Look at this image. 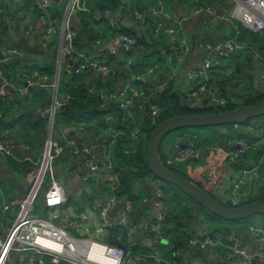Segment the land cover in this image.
I'll list each match as a JSON object with an SVG mask.
<instances>
[{
    "label": "built area",
    "instance_id": "2783aa9c",
    "mask_svg": "<svg viewBox=\"0 0 264 264\" xmlns=\"http://www.w3.org/2000/svg\"><path fill=\"white\" fill-rule=\"evenodd\" d=\"M141 1L146 6V11L141 13L132 10L134 20L141 24L148 20L152 39L157 40L164 36L173 55L180 58L187 55L189 45L181 31V21L166 13L160 0ZM29 2L36 11L37 20L42 26L44 34H53L56 27L58 28L59 45L54 75L52 78L43 76L37 83L27 78L23 83L22 81L21 83L12 82L4 74L3 64L8 61L10 55L18 53L13 50L0 51V101L9 102L12 99H22L27 96L28 88L33 85L47 92L50 101L44 110V116L47 121L49 138L45 140L41 161L34 162L24 153L26 148L18 145L14 140L12 131L3 130L0 132V162L3 163L9 159L14 163L30 165V169L22 176L23 196L6 202L3 189L0 186V214L9 210L16 211L12 225L4 234L0 235V264H11L10 259L14 254H22L27 251L48 258L49 264H264V229L260 224H237L236 229L233 228L236 230L234 231L235 236L230 233L227 227L223 226L222 230L224 228L228 230V234L223 236L221 233L211 235V228L206 220L198 223L197 229L187 239L186 245L190 248V252H175V255L180 258L179 261L163 257L157 247L164 239L162 231L169 210L165 207L162 184H156L152 190L151 218L142 217L137 223L138 227L130 224L131 204L129 202L119 204L118 214L114 220L107 219L109 211L117 202L114 192L118 185V172L113 170L111 146L115 138L121 135V132L111 127L113 120L109 116L103 118L107 123L104 133L110 136V141L105 142L107 143L105 146L102 143L98 146L97 142H93L94 140H90L87 145L83 141L77 142L73 138L64 136L60 138L61 141L54 140L51 129L54 114L64 107L69 99L67 94L57 92L58 70L63 58H67L68 61L70 59L69 69L73 76L88 73L102 78L107 75L114 77V72L98 60V56L76 51L72 46L74 33L69 28V17L72 13L88 11L85 0H67L60 23L54 18L51 11L52 0H29ZM93 17L95 21L105 20L110 28L114 27V21H116L114 13L108 9L94 14ZM192 17H200V25L206 29L214 28L221 21L230 22V24L237 22L239 27L245 30L264 34V0H234L232 9L224 18H218L205 7L194 10ZM29 31L27 29L25 33ZM237 35V26L232 24L233 37L213 44L199 41L195 44L203 52V57L199 67L181 76L191 84V87L182 94L184 105L193 108L196 104L202 103L204 108L210 109L222 108L226 105V101L218 96V88L210 75L212 69L222 64L230 55L243 52L245 47L235 41ZM135 43V39L131 36L114 34L110 38L105 53L107 56L119 58L128 53ZM165 60L169 80L176 73L175 69L178 66L172 64L169 56ZM123 70L126 71L125 81L123 80L121 88H118L114 93L117 97V107L122 112L121 121L126 122L130 119L131 109L134 107L133 100L141 99V102L146 105L141 117L142 121L153 124L158 108L155 104L148 103L147 97L139 93L133 84L143 83L153 78L156 66H149L139 73H131L128 65L125 64ZM255 75L253 89L260 95L264 93V57L262 66L255 71ZM164 85L163 83L157 84L151 93H159ZM89 92L92 93V90ZM114 95L98 93L99 98H112ZM137 108L140 110L141 106ZM230 127L229 134L232 136L224 140L226 152L223 153L222 160L214 165L210 172H205L201 180L207 185L213 184L220 165L232 164L250 153L253 154L252 166L248 170L236 172L233 182L227 189V205L237 208L238 189L244 184L247 177L258 178L260 176V166L264 162V128L254 129L252 125L241 127L235 124ZM75 132L85 138L90 137L82 125H78ZM129 138L131 144L124 149V154L135 152L140 141L139 130L137 128L131 130ZM180 146L174 145L173 151L166 154L163 161L165 166L197 161L201 158L200 148L195 146L190 137L184 138L182 146ZM64 151L70 157L80 160L81 166L85 169L84 181L96 176L99 168L109 177L107 194L90 206L91 211L96 213L100 220L99 226L90 230L92 239L84 236L73 237L65 229L49 221L47 217L31 215L32 202L37 198L42 187H45L41 194L44 208L55 209L64 203L62 184L54 180L51 168V163ZM96 151L100 154L99 161L94 157ZM78 172L80 169L76 168L74 173ZM260 191L264 194V177ZM112 227L119 228L121 232L115 236L116 244L108 245L101 241V232ZM133 235L142 238L140 252L134 253L137 245L131 242ZM195 251H198L200 256L194 257ZM203 252L212 254L213 259L203 256Z\"/></svg>",
    "mask_w": 264,
    "mask_h": 264
},
{
    "label": "trees",
    "instance_id": "16d2710c",
    "mask_svg": "<svg viewBox=\"0 0 264 264\" xmlns=\"http://www.w3.org/2000/svg\"><path fill=\"white\" fill-rule=\"evenodd\" d=\"M29 1V0H27ZM86 6L88 7V12H77L80 15H85L88 19L91 18L94 20V14L101 13L104 9L112 11L120 6L122 10H127L128 14L132 16V10H137L138 12L145 13L146 7L142 6L140 0H85ZM127 1V4L124 3ZM219 0H199L204 2L205 8H208L209 5L218 2ZM127 6V8H126ZM228 9V7H225ZM95 11V12H94ZM94 12V13H93ZM53 16L56 14L53 13ZM84 26H87L85 18ZM114 27L110 28L104 21H99L106 26L110 35L114 34H124L131 36L135 39L136 43L131 48V50L121 55L119 58H114L107 56L105 57L98 56V60L102 61L108 68L114 71V77L110 75L104 76L103 78L99 76L97 80H90L87 76L88 73L82 74L80 76H73L70 71L58 73L57 81V92L59 94H67L69 99L64 107L58 110L54 114L52 131H57L56 136L57 140L61 141V137L71 138L69 135L75 134V128L78 125H82L86 132L90 134L88 140H94L97 142L98 146L103 142L101 137L106 136L104 142L110 141V136L106 133L103 134L104 129L107 127V123L104 122V117L109 116L113 120L112 128L119 130L121 135L117 136L111 146L112 152V161H113V170L118 172V185L114 192L116 199L120 202H129L131 206L135 207L138 204L139 198L143 195H148L150 187L146 185L147 180L153 179L156 180L149 172L147 166V140L150 132L161 122L173 117V116H183V115H204V114H214V113H223L227 111L235 110L238 107L245 106L251 107L257 103H260L264 100V93L258 95L254 92V89L251 87V84L243 90V94L233 101L231 97L225 91V84H230L235 81L246 82V78L252 81V71L254 72L255 67L261 65L262 58L264 57V34L253 33L248 30L239 29L238 35L235 38V41L245 47L242 53H234V59L237 61L232 65V76L229 79H224V81L217 82L218 87V96L223 98L226 101V105L223 106L220 110H215L212 112H199L196 109H185L183 107V95L178 90L173 91L171 89V83L167 79V74L162 76V74L146 80L145 82H137L133 84V87L141 93L143 96L147 97L148 103L155 104L158 108L157 117L153 124L142 121V116L144 114V107L146 106L141 102V99L133 100V109H131V117L126 122H122V112L118 109V102L113 98H99V94H111L114 95L115 89L118 88V85L123 84V80L126 77V71L124 65L127 64L131 73L142 72L145 68L149 66H155L160 64L165 60L162 56L170 54V47L165 43L162 44L158 41H155L152 38H148L146 41L140 36H135L132 32L128 30L120 29L114 21ZM86 39L90 44H93L95 37L91 36L90 31H85ZM233 37V36H232ZM158 40V39H157ZM2 44H0L1 46ZM72 46L74 50L86 53L83 50V45L81 42L73 38ZM156 46H159L163 49V53L159 54V51L155 49ZM85 47V46H84ZM7 50V47L3 48ZM141 49V50H139ZM140 51L142 52L140 54ZM148 52V53H147ZM141 55L137 58V61L132 57L134 54ZM147 53V54H146ZM87 54V53H86ZM159 57V59L157 58ZM155 58V60H153ZM232 58V59H233ZM233 63V62H232ZM19 66V69L25 68L29 73L36 72L38 78L45 76L51 78L53 75L52 63L47 65L44 69L36 67L34 64L27 63L26 61L14 60L12 63H8L4 66V74L7 76H13V70ZM161 69V68H160ZM12 71V73L10 71ZM10 72V75H8ZM243 72V73H242ZM128 76V75H127ZM172 79V78H171ZM169 79V80H171ZM91 82L89 86L87 82ZM125 81V80H124ZM165 84L164 88L159 93L152 94V90L157 84ZM92 90V93L89 92ZM50 96L47 92L39 89L37 86H31L28 88L27 96L22 99H16L14 102H2L0 101V130L6 129L13 132V137L15 140L24 146H27L31 151L36 149H41L47 128V121L45 117L38 116L34 110L36 105L45 107L48 104ZM141 106L139 110L137 107ZM212 109V108H211ZM205 110V109H204ZM210 110V109H209ZM254 122V127L264 128V116L258 117L247 121L245 124H250ZM224 127V126H221ZM221 127H215L220 129ZM226 127V126H225ZM230 127V126H228ZM137 128L140 134V141L136 146L134 153L124 154L123 151L130 144L129 132ZM214 128V127H212ZM208 128H192V129H181L176 130L172 133H169L163 137L160 141L158 147V159L160 165L177 176L188 180L185 174L182 171V164H172L165 166L163 161L166 156L163 148L164 144H171L174 142L175 138L182 137L189 138L194 141V144L197 147H200L201 143L209 144L212 142H222L228 136L223 134H213L203 138L199 134V130H204L207 132L216 130ZM231 128V127H230ZM216 138L210 140V138ZM207 138V139H206ZM244 138V137H243ZM83 141H85L83 139ZM107 144V143H105ZM67 152H63L61 156L58 157V161L65 162L67 159ZM5 164L15 173L20 172L24 174L27 170L30 169L28 163H14L11 160L7 159ZM162 192L165 195H168L169 189L174 188L169 184L161 182ZM196 186V185H195ZM198 187V186H196ZM199 188V187H198ZM175 189V188H174ZM176 190V189H175ZM178 193L179 191L176 190ZM181 194V193H180ZM207 194V193H206ZM182 195V194H181ZM185 197V196H184ZM174 201L170 204L169 211H167V219L163 226V235L167 239V245L162 249L163 257L179 261L180 258L175 255V252H185V239L188 237V228L191 226L195 220V215L189 210L186 205L181 204L177 201V198H173ZM186 199L193 203L190 199ZM68 201V200H67ZM62 206V208L67 207L68 202ZM251 202H264V194H261L255 199L247 200L244 205ZM198 206V205H196ZM226 208L233 209L230 206L222 205ZM199 207V206H198ZM241 207V206H238ZM40 212L42 216H45L46 209H41ZM217 221H222L215 216H212ZM252 220L254 224H260L264 229V214L254 215L247 219H237L228 221V225L231 224H241L246 223L247 221ZM225 222V221H224ZM222 225L217 224L216 222L210 223L211 235H217L221 233L225 235L228 233V230L224 228L222 230ZM187 229V230H186ZM108 237L105 240V243L108 245H115L114 238L119 233V230L115 227L107 229ZM172 246V247H170ZM141 250H139L140 252ZM134 253L136 251L134 250ZM42 264H49L48 258L42 257Z\"/></svg>",
    "mask_w": 264,
    "mask_h": 264
},
{
    "label": "crops",
    "instance_id": "0c3cea01",
    "mask_svg": "<svg viewBox=\"0 0 264 264\" xmlns=\"http://www.w3.org/2000/svg\"><path fill=\"white\" fill-rule=\"evenodd\" d=\"M167 1L168 3L171 4L169 6L171 11L169 9L166 11L165 9L166 13L171 14L174 18L181 21V31L189 44V52L187 55L180 58L181 60L180 62L178 60L179 59L178 56L173 55L171 52L170 54L162 56L164 59H166L167 56L169 57L173 56L174 57L173 60L177 59V63L179 62L178 68L175 69L176 73L172 75L171 77L172 79L170 78L171 80L168 81L171 83V89L173 91L178 90L179 92H181L182 82L185 80L181 76H183V74H185L186 72L192 71L197 67H199L201 63V59L203 57V52L199 48H197L195 44L198 41L205 43L208 42L210 44L225 41L226 39L232 36V24L237 26L238 32L241 27H239L237 22H232V24H230V22L221 21L218 24H216L214 28L211 29L203 28L199 22L200 17L198 18L192 17L193 11L199 8V7L197 8L193 7L195 0H186L187 2H189V5L191 6L190 14L188 13L189 10L187 9V6L181 5V3L184 2L185 0H164V5H167ZM233 1L234 0H219L216 3L209 5L208 9L212 14L218 16V18L220 17L224 18L229 14L230 10L232 9ZM66 2L67 0H57L56 2L52 1L51 11L54 14H56V16H58V17L54 16V18H56L57 21L59 20V23L61 22V19L63 17L64 6ZM140 2L142 6H145L141 0ZM124 3L127 4V1H124ZM225 7H228V9H225ZM127 10L126 11L122 10L120 6H117L113 10L118 27L120 29H124V30H128L129 32H132L135 36L141 35L145 41L148 38H151L149 32L150 30L149 21L146 20L144 23L141 24L136 20H134V18H132L131 15L128 14ZM83 18H85L86 20L85 22L87 23V26H84V21L82 20ZM99 21L105 22V20L102 19H99L98 21L94 22L91 20V18L88 19L85 15L72 13L69 17V28L71 29V31H73L75 38H77L81 42V44L83 45V50L86 51L88 55H93V56L100 55V57L102 56L105 57L106 54L105 52L106 49L108 48V43L110 41L111 35L107 30L106 26L102 23H99ZM27 29H29L30 31L28 33H25ZM88 30L90 31L91 36L95 37L93 44H90L86 39L85 31ZM155 41H158L157 43H159V45L160 42L162 44L165 43L167 44V39L164 36L159 37L158 40ZM0 44H2L0 46V51L13 50L18 53V54L10 55L8 61L5 64H3V68L6 64L12 63L14 60L26 61L27 63L34 64L36 67L41 69H44L47 65H50L52 63V68L54 73L55 60L57 56V47L59 45L58 28L56 27L55 33L53 34H49V35L44 34L42 30V26L39 24L37 20L36 11L32 8L29 1L0 0ZM5 47H7V50L3 49ZM155 49L159 51V54L163 53V49H161L159 46H156ZM141 53L142 52L140 51V54ZM140 56L141 55L135 53L132 58L135 59V61H137V58ZM233 57H235L234 54L230 55V57L226 59L224 62H222V64L215 66L212 69L210 76L212 81L216 84V86H217V82L220 81L225 82L226 80L224 79L230 80L233 73L232 65L237 61V59H234ZM69 61L67 58H63L61 60L58 73L70 71ZM155 66H156V70L154 72L153 78H155V76H158L160 74H162V76L167 74V67L165 68V70H161L160 64H156ZM261 66L262 63L259 66L254 65L255 67L254 70L256 71ZM24 69L25 68L19 69L18 66L16 69L13 70V76L11 77L7 75L6 76L7 78H9L10 81L18 82V83H21V81L23 83L25 78H27L30 81H34L35 83H37L38 80L41 81L40 80L41 77L38 78V74L36 72L29 73L28 70H24ZM10 72L12 73V71ZM10 72H8V75H10ZM87 76L92 81L97 80L99 78V76L95 74H88ZM92 81L91 82L86 81L87 85L89 86V84H91ZM235 81H233L230 84H225L226 85L225 91L233 101L238 100V98L237 99L234 98L242 95L243 90L247 87V85H245L241 81H237L236 84L234 85ZM185 85H186V90H188L191 87V84L188 82H186ZM118 88H121V84L118 85ZM118 88L115 89V92H117ZM112 98L115 100L117 99L116 95H114V97ZM9 101L14 102L15 100L12 99ZM49 101L50 100H48V104L45 107L36 105L34 112L40 117H45L44 110L49 105ZM247 125H252L253 127L256 126L254 125V122H251L250 124ZM239 126L244 127L246 126V124ZM230 129L231 128L229 127V130L226 132H221L220 130L217 132H213V131L205 132V136H203V138L212 135V133L230 135L229 134ZM3 130L1 129L0 132ZM52 133L53 132L51 129V134ZM103 134H105L104 131ZM46 135H47V128H46ZM46 135L41 149H35L33 151H31L27 146L19 144L15 140V138L14 140L17 142L18 145L24 146L26 148V151L24 153L27 156H29L31 161L40 162L42 158L45 140L47 138ZM69 137L73 138L77 142H82L84 139L85 141L83 142H85L87 145L90 143L91 140L90 139L87 141V138H85V136L83 137L82 135L76 132L75 134L73 133L72 135H69ZM101 138H102L101 141H103L102 144L105 146L106 144L104 141L106 140V136ZM213 139L216 138L213 137L210 138V140ZM182 140H184L182 137H178L174 139L173 143L164 144L162 149L164 150L165 154L172 152L174 145L182 146ZM200 146L202 148L200 147L198 148H200L201 150V158L197 161H189V164L183 165L182 171L184 172L185 176L188 178L190 183L198 186L199 189L207 193L213 200L215 199L214 202L222 205L224 204L223 199L225 198L227 200L228 198L227 189L233 182L235 173L241 170H248L252 166L253 154L250 153L242 157L241 160L235 161L232 164L220 165L216 173L215 182L213 184L207 185L204 181L201 180L202 175L205 172H210L212 167L222 160L223 153L226 152V149L224 147V141L212 142L206 145L204 143H201ZM20 154H22L21 151ZM94 157L97 161H99L100 154L98 153V151L94 153ZM55 160L58 161V158ZM59 163L60 164L58 166L61 169L55 170V174H58V177H60L58 182L62 184L64 190V203L58 208L48 210L42 206V196L39 197L38 194L37 210L42 211L41 209L43 208L46 209V212L50 214L51 218H54L53 220L58 221L57 223L58 226L65 229L69 235L77 238L84 236L92 239V236L90 235V230L98 227L100 220L97 217V214L91 211L90 206L92 205L93 202H98L100 199H102L104 195L107 194L109 177L101 168H99L98 172L96 173V176L90 178L88 181H84L83 177L85 175V169L81 166L79 159L67 155L66 161L65 162L59 161ZM76 168H79L80 172L74 173V170ZM24 174L20 172L15 173L6 166L5 161L4 163L0 162V186L3 189L4 199L6 202H10L11 200H14L16 197L24 195L23 184L21 185L22 176ZM263 177H264V162L260 166V176L258 178L247 177L244 184L238 189L239 200L245 202L247 200L255 199L261 194H263L260 191L261 183L263 182ZM156 184H161V183L158 182L157 180H153L149 178L146 182V185L150 187L148 195L146 194L141 196L139 198L138 204L135 207L130 205L131 211L129 215V221L131 226L136 225L138 227L139 224L137 223L142 217L151 218L152 190L153 187L156 186ZM164 198H165V207L166 209L169 210L170 204L174 201L173 199L174 195L172 194L170 189L168 195L164 194ZM66 201L68 202L67 204L68 206L62 208V206L66 203ZM177 201L183 204L180 198H178ZM121 203H123V201L120 202L117 200L116 204L109 211L107 219L114 220L117 217L119 204ZM116 205L117 208H115ZM9 211L13 212L15 210H9ZM38 216L45 218L47 217V216H42L41 213ZM9 218H11V224L8 227L2 228L0 235L4 234L10 228V226L12 225L15 219V218L12 219L11 215ZM195 221L198 222L196 219ZM197 225L198 223H195L194 225H191L188 228L189 235L185 239V250L188 252H190V248H188L186 242L187 239L192 235V233L197 229ZM117 229L119 230L120 233L121 230L119 228ZM107 237H108V231L103 230V232H101V241L105 243ZM131 242L137 245L135 251L139 252V250H141L140 246L142 243V238H140L138 235H133L131 238ZM166 245H167V239L164 237V239L157 247V250L162 255H163L162 249L166 247ZM42 257L38 256L33 252L27 251L22 254H14L10 259V262L11 264H42ZM194 257H198V256H194Z\"/></svg>",
    "mask_w": 264,
    "mask_h": 264
},
{
    "label": "water",
    "instance_id": "95a60500",
    "mask_svg": "<svg viewBox=\"0 0 264 264\" xmlns=\"http://www.w3.org/2000/svg\"><path fill=\"white\" fill-rule=\"evenodd\" d=\"M56 2L57 0H52ZM184 103V101H183ZM185 109L188 107L183 105ZM202 112L204 105L202 103L196 104L195 107L189 108ZM221 109V108H216ZM264 116V100L251 107L241 106L232 111L204 115H183L173 116L159 125H157L149 134L147 140V166L150 174L158 181L169 184L178 190L183 196L190 199L193 203L205 209L208 213L215 216L222 221H232L247 219L254 215L264 214V202H251L241 207L229 209L216 202L204 191L190 183L189 181L172 174L164 169L158 159V147L163 137L169 133L181 129L192 128H208L221 127L230 125H243L247 121ZM47 139L49 135H46ZM117 208V205L115 206ZM200 253L196 251L194 256H199ZM203 256L213 259V255L204 252ZM217 261V260H216Z\"/></svg>",
    "mask_w": 264,
    "mask_h": 264
},
{
    "label": "rangeland",
    "instance_id": "374dc122",
    "mask_svg": "<svg viewBox=\"0 0 264 264\" xmlns=\"http://www.w3.org/2000/svg\"><path fill=\"white\" fill-rule=\"evenodd\" d=\"M160 2H161V5H162V7L164 8V9H166V11L169 9L170 10V3H168V1H167V5H164V0H160ZM181 5H184V6H187V9L189 10L188 11V13L190 14L191 13V6L189 5V2H187L186 0L184 1V2H182L181 3ZM203 6H205V4H204V2H201V4H200V2H199V0H195L194 1V8H197V7H203ZM171 11V10H170ZM204 43V42H203ZM189 45V44H188ZM171 57V60H172V64L174 65V66H178V64H179V62L181 61L180 60V57L178 56V60H179V62L177 63V59H174L173 60V56H170ZM158 59H159V57H157ZM153 60H155V58H153ZM176 61V62H175ZM167 66H166V60H165V62L163 61V63L161 62L160 63V68H161V70H165V68H166ZM254 72H252V81L250 80V82H249V80L246 78V82L244 83V84H247V85H249V84H251V87H253V84H254V80H255V78H256V75H255V73L253 74ZM186 82H185V80L182 82V86H181V94H183L185 91H186ZM183 85H185V86H183ZM188 103H190L189 101H187ZM188 108H190V106H188ZM210 108H206L205 110H203L202 112H212V111H217V110H220V109H210ZM212 129H214V130H216V132L217 131H221V132H226V131H228L229 130V127L228 126H224V127H221L220 129H218L217 130V128H212ZM53 132V131H52ZM199 132V134L200 135H202V136H205V132H207V130L206 131H204V130H199L198 131ZM55 133H57V131L56 130H54V133H52V138L54 139V140H57V136H56V134ZM34 149H36V148H34ZM40 151V150H39ZM39 159V158H38ZM37 159V160H38ZM4 163V162H3ZM60 163H59V161H57V160H54L52 163H51V168H52V172H53V178H54V180H56V181H58L59 179H60V177H58V174H55V170H57V169H61L58 165H59ZM185 164H189V162H186V163H184L183 165H185ZM184 173V172H183ZM22 181V180H21ZM18 183H20V182H18ZM21 185H22V182H21ZM20 185V186H21ZM20 190H21V188H20ZM44 190H45V187H42L41 188V190L39 191V197L41 196V194L44 192ZM171 190V192H172V194L174 195V197L176 198L177 197V199L178 198H180V200H181V202L184 204L185 203V205H186V207L189 209V210H191L192 211V213L195 215V219L198 221V222H196L195 220H194V222H193V224L192 225H194L195 223H200V222H202L203 220H206L207 221V223H208V225H209V227H210V223H214V222H216L217 224H219V225H222V226H227V228H228V230L230 231V233L232 234V235H234L235 236V232L234 231H236V230H233V228L234 229H236V225L237 224H231V225H228V223H226L227 221H217L216 219H214L212 216L213 215H211L210 213H208L205 209H203V208H201L200 206L198 207V206H196V204H192L191 202H189L187 199H186V197H184L183 195H181L180 194V192L178 193L174 188H171L170 189ZM237 197H239V196H237ZM37 198L32 202V211H31V215H40V213H38V212H41L40 210H37ZM215 200V199H214ZM223 203L224 204H222V205H226L227 206V200L224 198L223 199ZM242 203H244V202H242L241 200H239V203H238V206H242L243 204ZM10 215L12 216V219H14L15 218V216H16V212L15 211H13V212H10V211H8V212H6V213H3V214H0V225H1V228H0V232H1V230H2V228H4V227H8L10 224H11V218H9L10 217ZM45 216H47V219L49 220V221H51V222H53L54 224H57L58 223V221L57 220H53L52 218H51V216H50V214H48L47 212L45 213ZM252 220H249V221H247L246 223H241V224H254V222H251ZM58 225V224H57ZM228 233H226L225 235H223V236H226ZM243 235H245L244 233H243Z\"/></svg>",
    "mask_w": 264,
    "mask_h": 264
}]
</instances>
